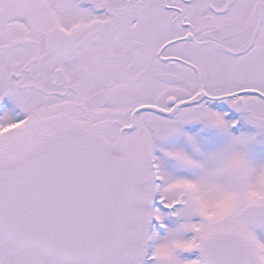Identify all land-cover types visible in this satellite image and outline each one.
<instances>
[{"label": "snow or ice", "instance_id": "1", "mask_svg": "<svg viewBox=\"0 0 264 264\" xmlns=\"http://www.w3.org/2000/svg\"><path fill=\"white\" fill-rule=\"evenodd\" d=\"M0 264H264V0H0Z\"/></svg>", "mask_w": 264, "mask_h": 264}]
</instances>
